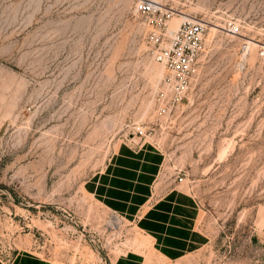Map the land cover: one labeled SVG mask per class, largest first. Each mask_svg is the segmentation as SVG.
<instances>
[{
    "label": "rangeland",
    "instance_id": "374dc122",
    "mask_svg": "<svg viewBox=\"0 0 264 264\" xmlns=\"http://www.w3.org/2000/svg\"><path fill=\"white\" fill-rule=\"evenodd\" d=\"M141 1L0 0V264H264V0H160L219 29L169 118ZM139 121L206 222L179 259L85 188Z\"/></svg>",
    "mask_w": 264,
    "mask_h": 264
},
{
    "label": "crops",
    "instance_id": "0c3cea01",
    "mask_svg": "<svg viewBox=\"0 0 264 264\" xmlns=\"http://www.w3.org/2000/svg\"><path fill=\"white\" fill-rule=\"evenodd\" d=\"M134 140L121 143L86 181L87 192L138 226L170 259L205 246L209 236L197 199L180 185L163 186L159 179L164 153L150 142ZM46 262L26 255L13 264H54Z\"/></svg>",
    "mask_w": 264,
    "mask_h": 264
},
{
    "label": "built area",
    "instance_id": "2783aa9c",
    "mask_svg": "<svg viewBox=\"0 0 264 264\" xmlns=\"http://www.w3.org/2000/svg\"><path fill=\"white\" fill-rule=\"evenodd\" d=\"M139 13L156 37L153 58L164 67V73L154 93L156 113L167 118L174 117L193 89L211 21L196 14H185L169 8L160 0L141 1ZM180 13L185 15V19L177 29H173L170 21ZM229 28L231 32L237 30L235 25ZM245 44L246 51L249 44ZM129 135L127 141L132 140L135 143L134 139L138 138L145 143L153 136V129L141 121L134 122ZM120 217L122 216L119 213L113 211L112 219Z\"/></svg>",
    "mask_w": 264,
    "mask_h": 264
},
{
    "label": "bare ground",
    "instance_id": "6f19581e",
    "mask_svg": "<svg viewBox=\"0 0 264 264\" xmlns=\"http://www.w3.org/2000/svg\"><path fill=\"white\" fill-rule=\"evenodd\" d=\"M173 19V18H172ZM185 19V15L184 14H178V16H176L175 18H174V20H173V27H174V29H177L179 26H180V24L182 23V21ZM212 22H211V25H210V29H211V27H212ZM219 29H217V26L216 27H212V29H211V35H210V38H212V36L214 35V34H216V32L218 31ZM209 33V32H208ZM249 42V44L252 46V47H256L257 46V44L255 43V42H252V41H248ZM251 46H250V48H251ZM251 50V49H250ZM162 66V65H161ZM155 67V66H154ZM159 69V71L157 70L156 72H157V75H158V78L159 77H162V75H163V73H164V67L162 66V68H158ZM109 226H111V225H109ZM112 227V226H111ZM113 228V227H112ZM115 229V228H114Z\"/></svg>",
    "mask_w": 264,
    "mask_h": 264
}]
</instances>
